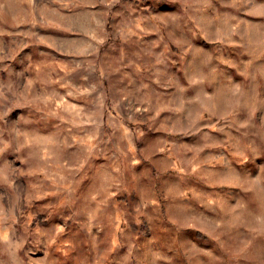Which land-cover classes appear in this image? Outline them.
<instances>
[{
  "label": "clouds",
  "instance_id": "1",
  "mask_svg": "<svg viewBox=\"0 0 264 264\" xmlns=\"http://www.w3.org/2000/svg\"><path fill=\"white\" fill-rule=\"evenodd\" d=\"M0 264H264V0H0Z\"/></svg>",
  "mask_w": 264,
  "mask_h": 264
}]
</instances>
